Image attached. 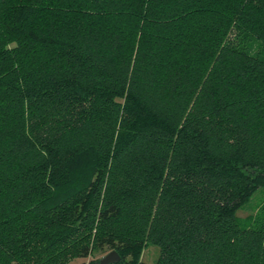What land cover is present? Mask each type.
<instances>
[{"label": "trees", "instance_id": "16d2710c", "mask_svg": "<svg viewBox=\"0 0 264 264\" xmlns=\"http://www.w3.org/2000/svg\"><path fill=\"white\" fill-rule=\"evenodd\" d=\"M263 188L264 0H0V264H264Z\"/></svg>", "mask_w": 264, "mask_h": 264}, {"label": "rangeland", "instance_id": "374dc122", "mask_svg": "<svg viewBox=\"0 0 264 264\" xmlns=\"http://www.w3.org/2000/svg\"><path fill=\"white\" fill-rule=\"evenodd\" d=\"M264 201V188L257 189L251 198L243 204V206L237 211L236 215L241 226L246 225L245 217L249 214H253L257 208ZM108 252V251H107ZM107 252H94L90 257L85 259H75L71 264H79L81 262L87 263L90 260L101 258ZM158 256V248L155 245L148 244L141 253V260L148 264H153Z\"/></svg>", "mask_w": 264, "mask_h": 264}, {"label": "water", "instance_id": "95a60500", "mask_svg": "<svg viewBox=\"0 0 264 264\" xmlns=\"http://www.w3.org/2000/svg\"><path fill=\"white\" fill-rule=\"evenodd\" d=\"M118 260L119 255L115 251H109L98 260L97 264H109Z\"/></svg>", "mask_w": 264, "mask_h": 264}]
</instances>
